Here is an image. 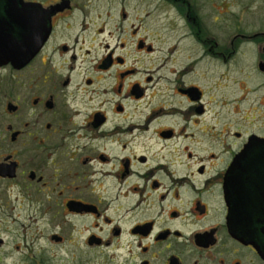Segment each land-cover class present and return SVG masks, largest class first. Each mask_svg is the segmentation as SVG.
I'll list each match as a JSON object with an SVG mask.
<instances>
[{
    "label": "flooded vegetation",
    "instance_id": "af4514ba",
    "mask_svg": "<svg viewBox=\"0 0 264 264\" xmlns=\"http://www.w3.org/2000/svg\"><path fill=\"white\" fill-rule=\"evenodd\" d=\"M0 211L26 264H264V0H0Z\"/></svg>",
    "mask_w": 264,
    "mask_h": 264
},
{
    "label": "rangeland",
    "instance_id": "374dc122",
    "mask_svg": "<svg viewBox=\"0 0 264 264\" xmlns=\"http://www.w3.org/2000/svg\"><path fill=\"white\" fill-rule=\"evenodd\" d=\"M2 216L0 211V238L3 240L0 244V264H26L28 256L38 253L39 245L37 241L32 242L30 237H25L23 228L2 223Z\"/></svg>",
    "mask_w": 264,
    "mask_h": 264
}]
</instances>
